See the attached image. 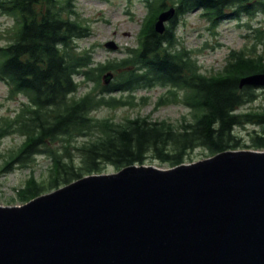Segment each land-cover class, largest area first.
<instances>
[{
    "label": "trees",
    "instance_id": "trees-1",
    "mask_svg": "<svg viewBox=\"0 0 264 264\" xmlns=\"http://www.w3.org/2000/svg\"><path fill=\"white\" fill-rule=\"evenodd\" d=\"M147 14L137 36V46L119 60L93 64L89 52H78L75 40L88 36V27L75 15L74 0H0V16L13 20L4 31L7 44L0 46V83L8 99L24 101L13 115L0 116V142L12 135L23 138L5 155L0 175L14 166L29 167L34 158L50 160L47 175L38 181L32 174L18 189L21 203L105 167L116 171L147 161L170 168L186 163L195 149L208 157L226 150H264V103L244 108L257 100L256 90L239 88L241 78L264 73V56L256 46L264 44V29H254L250 49L230 51L225 64L205 74L193 58L195 51L180 47L176 27L180 18L199 11L210 29L226 19L264 14V0H144ZM175 9L162 34L154 30L158 15ZM111 74L108 84L104 76ZM85 84L91 89L81 96ZM163 89L154 109L183 104L191 121L178 127L149 116L97 119L100 108H143L150 98L138 95ZM248 126L260 128L247 132ZM247 132L248 138L236 130ZM248 143V144H247Z\"/></svg>",
    "mask_w": 264,
    "mask_h": 264
},
{
    "label": "water",
    "instance_id": "water-1",
    "mask_svg": "<svg viewBox=\"0 0 264 264\" xmlns=\"http://www.w3.org/2000/svg\"><path fill=\"white\" fill-rule=\"evenodd\" d=\"M174 16L161 12L155 32ZM244 86L264 89V73ZM0 264H264V150L126 166L0 205Z\"/></svg>",
    "mask_w": 264,
    "mask_h": 264
},
{
    "label": "rangeland",
    "instance_id": "rangeland-1",
    "mask_svg": "<svg viewBox=\"0 0 264 264\" xmlns=\"http://www.w3.org/2000/svg\"><path fill=\"white\" fill-rule=\"evenodd\" d=\"M76 14L71 16L79 19L88 27V36L75 40L78 52H89L93 64L107 60H119L128 49L137 46V36L141 24L147 14L144 0H74ZM13 20L0 16V46L6 45L7 40L2 37L4 31L10 28ZM264 29V14L257 12L252 17L241 15L239 18L226 19L210 29L209 23L202 18L199 11L190 13L179 19L176 27V37L180 41V47L195 51L193 58L201 68V72L210 74L222 68L230 51L250 49L255 43L253 39L254 29ZM113 42L117 46L115 51L104 47L106 42ZM256 52L264 56V44L256 46ZM91 84L83 85L77 92L81 96L91 89ZM163 93V89L154 88L147 92L140 91L138 95L145 94L150 98V103L143 108L130 109L127 107L118 109L100 108L91 115L97 119L112 118L115 122H122L126 118L149 116L151 121H166L174 127H178L183 119L191 121L190 110L183 104H171L154 109L156 99ZM257 100L245 107V110L258 108L264 103V89L256 90ZM22 97L8 99V88L0 83V116H9L17 112ZM262 133L260 128L248 126L246 131ZM237 135L247 139L248 134L240 129ZM23 138L12 135L0 142V167L4 157L11 150H15L22 143ZM248 144V143H247ZM238 150H251L239 148ZM208 157L205 149H195L186 157V163L197 162ZM50 160L45 155L34 158L29 167L14 166L6 175H0V205H21L17 191L22 188L30 174L38 181L44 179ZM147 166L161 169L170 168L167 164L156 161H147ZM113 167H105L103 174L114 173Z\"/></svg>",
    "mask_w": 264,
    "mask_h": 264
}]
</instances>
